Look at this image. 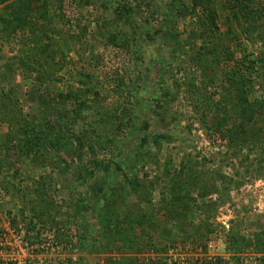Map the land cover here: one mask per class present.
Returning a JSON list of instances; mask_svg holds the SVG:
<instances>
[{
	"label": "rangeland",
	"instance_id": "374dc122",
	"mask_svg": "<svg viewBox=\"0 0 264 264\" xmlns=\"http://www.w3.org/2000/svg\"><path fill=\"white\" fill-rule=\"evenodd\" d=\"M89 1L0 2V264H264V0Z\"/></svg>",
	"mask_w": 264,
	"mask_h": 264
},
{
	"label": "trees",
	"instance_id": "16d2710c",
	"mask_svg": "<svg viewBox=\"0 0 264 264\" xmlns=\"http://www.w3.org/2000/svg\"><path fill=\"white\" fill-rule=\"evenodd\" d=\"M6 0H0V2H4ZM31 1L33 0H28L29 3H31ZM46 2L48 0H42V2ZM79 1H83V2H90L89 0H79ZM197 1H200V3H202V5H204L203 1H207V4L206 5V8H207V11H208V14H207V20L209 22V26L211 28H217V23H216V13L214 12L213 8L209 5V3L211 2L210 0H197ZM226 4H227V7L230 9V10H233V14H232V18L235 19L236 21L238 20V15L243 17L244 19H247L249 18V8L250 7H247L246 9H243V7H240V4L241 2L239 0H226ZM245 8V7H244ZM29 10V9H28ZM236 10V11H235ZM26 13L28 12L27 10L25 11ZM257 17V16H256ZM24 18V17H23ZM0 19H2L0 22H1V25L3 27H8L10 22L11 21H8V18L6 15L3 14V16L0 17ZM45 46V45H44ZM42 45V48L44 47ZM46 59L50 58L49 56L45 57ZM21 63V67L23 69L26 70L27 67H31L26 61H20ZM236 93H237V96H239V99L241 100V105H242V109H241V117H240V122L236 123V124H233V122L231 123L230 120L232 117L230 116H224V117H218V118H214L212 119V121L209 123V126H210V129L211 131H214L216 132L221 138H223L224 140L225 139H228V140H231V142L233 143H237V138L239 137L240 135V132L243 133L242 131L246 132L245 129L249 126L250 128H253L252 127V122L256 121V113L258 112L259 108L261 107V103H259L257 105L258 108H256V111L255 110H252L250 108V110L247 112V109L248 107L250 106V102L248 101L247 97H245L243 94H242V91L240 89V91L236 90ZM260 106V107H259ZM246 135H249L246 133ZM246 135L244 134L243 136L246 137ZM258 133L255 132V134H250L249 138H248V141L250 143L254 142V140L256 138H258ZM244 140V139H243Z\"/></svg>",
	"mask_w": 264,
	"mask_h": 264
}]
</instances>
